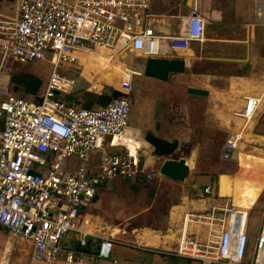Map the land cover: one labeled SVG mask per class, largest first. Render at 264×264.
I'll list each match as a JSON object with an SVG mask.
<instances>
[{"label":"built area","instance_id":"obj_1","mask_svg":"<svg viewBox=\"0 0 264 264\" xmlns=\"http://www.w3.org/2000/svg\"><path fill=\"white\" fill-rule=\"evenodd\" d=\"M16 3L15 15L0 12V226L30 241L33 259L53 261L63 254L68 234L80 248L88 246L90 220L83 209L102 186L118 178L150 182L156 176L145 171L142 141L129 131L128 96L98 108L67 98L79 87L85 54L158 57L164 42L171 50H185L192 41L204 40L205 20L195 6L181 17L182 31L163 35L151 24V0ZM36 59L49 60L53 67L44 91L31 100L10 90L2 76L14 65L26 69ZM70 67L78 72L71 74ZM131 72L120 82L127 93ZM258 108L264 111V90L248 97L239 114L249 121ZM228 144L236 147L233 139ZM192 215L207 223L212 238L201 242L183 235L179 256L202 264H264V219L248 254V211L226 205ZM92 242V258L110 257L111 237Z\"/></svg>","mask_w":264,"mask_h":264},{"label":"crops","instance_id":"obj_2","mask_svg":"<svg viewBox=\"0 0 264 264\" xmlns=\"http://www.w3.org/2000/svg\"><path fill=\"white\" fill-rule=\"evenodd\" d=\"M195 6L205 20L204 40L192 41L181 51L164 42L158 56L184 59V72H172L161 80L144 74L148 57L142 53L122 57L124 61L89 53L79 87L67 97L82 106L85 92L111 95L102 89L117 88L114 85L133 70L136 76L128 97L136 105L129 131L145 145L143 165L156 174L154 180L118 178L102 186L83 209L90 220L89 245L80 248L70 234L63 241V254L53 261L33 259L32 243L0 226V264H9L2 258L6 233L23 240L24 253H29L26 264H202L179 256V241L183 235L201 242L212 238L207 223L192 214L226 205L248 211L251 254L252 240L264 219V111L258 108L249 121L239 113L248 97L264 90V0H151V24L157 33L177 34L183 30L181 17ZM0 12L15 15L16 0H0ZM137 57L144 59L140 62ZM2 79L10 87V75ZM190 87L208 93L194 94ZM10 90L31 100L38 96L24 86L20 92L15 83ZM101 106L95 103L92 108ZM148 132L178 141L170 157H184L189 164L184 181L159 173L164 158L153 154V145L145 140ZM229 139L236 147L229 146ZM207 186L210 192H205ZM94 237L114 240L110 257H91L96 252ZM21 250L16 248L11 264H20Z\"/></svg>","mask_w":264,"mask_h":264},{"label":"water","instance_id":"obj_3","mask_svg":"<svg viewBox=\"0 0 264 264\" xmlns=\"http://www.w3.org/2000/svg\"><path fill=\"white\" fill-rule=\"evenodd\" d=\"M185 60L182 58L173 57H148L144 67V74L150 77H155L161 80H167L172 72H184ZM189 92L194 94H207V90L201 88L190 87ZM112 98L118 96H128L127 92L118 88H113L111 91ZM145 140L153 145V154L159 158H164L160 167L159 173L171 179L184 181L190 172V166L184 157L173 158L170 155L174 152L178 145L177 140H166L162 137L148 132L145 135Z\"/></svg>","mask_w":264,"mask_h":264},{"label":"rangeland","instance_id":"obj_4","mask_svg":"<svg viewBox=\"0 0 264 264\" xmlns=\"http://www.w3.org/2000/svg\"><path fill=\"white\" fill-rule=\"evenodd\" d=\"M151 12H153V9L151 8ZM51 56H48V59L50 60ZM141 59H144L143 57H137L136 60L141 62ZM49 60L46 59H36L33 62H31L28 65V68L26 69H22V67H20L19 65H14L10 71H9V75L12 79V84L10 85V89H12L13 84L15 83L18 88L19 91L21 92L22 87H26L28 89V86H30L31 84L35 86L37 94L35 93V95H39L40 93H42L46 87V83L47 80L49 78L50 72L52 70L53 65L50 63ZM120 61H124L122 58H119ZM122 66L124 68L125 65L124 63H121ZM62 67V66H61ZM129 67L131 68V66L129 65ZM64 67H62L63 69ZM90 68V67H89ZM129 69V68H128ZM70 73L71 74H76L78 72L77 69L70 67ZM83 73V71H82ZM136 76V75H134ZM31 77V78H30ZM27 83L25 82L26 80H28ZM22 81V82H21ZM112 89L109 86H106L105 88L102 89V92H107V93H111ZM93 93V92H92ZM32 94H29V96H35ZM132 100V99H131ZM135 100V99H134ZM135 105L136 104H132L131 105V117H130V122H131V118L133 117L134 113H135ZM259 166V165H258ZM264 169V166H263ZM256 192V191H255ZM70 235V234H68ZM67 235V236H68ZM3 238V243H2V248H3V255L2 258L4 261L9 262V264L12 263V260L14 259L15 256V251L16 248L21 247L23 251V253L19 254L18 253V258H19V262L20 264H26V262L29 259V253L26 252L24 253V244H23V240L21 239H15L13 238L9 233H6L2 236Z\"/></svg>","mask_w":264,"mask_h":264},{"label":"trees","instance_id":"obj_5","mask_svg":"<svg viewBox=\"0 0 264 264\" xmlns=\"http://www.w3.org/2000/svg\"><path fill=\"white\" fill-rule=\"evenodd\" d=\"M27 81H29V79L26 80L25 82L27 83ZM28 90L31 92H35L36 88L34 85L31 84L30 86H28ZM111 99H112L111 95L108 94L95 95L91 92H85L83 95L82 106L87 108H92L95 103L99 105H104L108 103Z\"/></svg>","mask_w":264,"mask_h":264},{"label":"bare ground","instance_id":"obj_6","mask_svg":"<svg viewBox=\"0 0 264 264\" xmlns=\"http://www.w3.org/2000/svg\"><path fill=\"white\" fill-rule=\"evenodd\" d=\"M99 55H102V54H99ZM116 58H117V57H116ZM119 62H120V61H119ZM120 63H122V62H120ZM129 71H130V73H132L131 70H129ZM114 87L120 88L121 85H114ZM144 147H145V145L142 144V151H144Z\"/></svg>","mask_w":264,"mask_h":264}]
</instances>
